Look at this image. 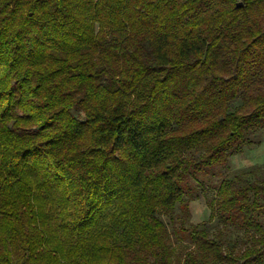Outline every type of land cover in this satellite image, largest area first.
Wrapping results in <instances>:
<instances>
[{"label":"trees","instance_id":"obj_1","mask_svg":"<svg viewBox=\"0 0 264 264\" xmlns=\"http://www.w3.org/2000/svg\"><path fill=\"white\" fill-rule=\"evenodd\" d=\"M261 130L264 0H0V264H264V170L220 176Z\"/></svg>","mask_w":264,"mask_h":264},{"label":"rangeland","instance_id":"obj_2","mask_svg":"<svg viewBox=\"0 0 264 264\" xmlns=\"http://www.w3.org/2000/svg\"><path fill=\"white\" fill-rule=\"evenodd\" d=\"M254 142L252 147L246 148L241 154L230 158L229 170L223 169L220 176L250 172L255 168L264 170V130L256 134ZM219 182V176L201 177L199 181L191 178L187 183L189 190L186 192L183 201L176 206L171 215L163 216L171 246L174 248L177 257H181L186 250L193 249L189 237L182 233L183 228L187 230L208 224L211 232L223 231L228 233L224 224L211 216V201L216 197ZM229 239L237 242L238 249L244 246L243 243L246 240L244 233L240 230L231 232Z\"/></svg>","mask_w":264,"mask_h":264},{"label":"water","instance_id":"obj_3","mask_svg":"<svg viewBox=\"0 0 264 264\" xmlns=\"http://www.w3.org/2000/svg\"><path fill=\"white\" fill-rule=\"evenodd\" d=\"M237 6H238V7H243V4H242V3H238Z\"/></svg>","mask_w":264,"mask_h":264}]
</instances>
